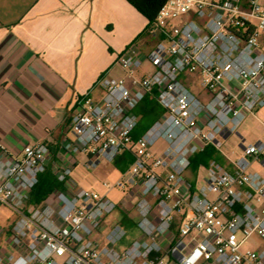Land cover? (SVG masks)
Listing matches in <instances>:
<instances>
[{"label":"built area","instance_id":"1","mask_svg":"<svg viewBox=\"0 0 264 264\" xmlns=\"http://www.w3.org/2000/svg\"><path fill=\"white\" fill-rule=\"evenodd\" d=\"M144 33L151 48L125 47L117 57L123 76H99L101 103L78 98L72 137L61 143L70 156L85 154L86 169L130 151L128 168L102 182L122 199L78 185L46 142L14 153L0 141V207L13 215L0 227V264H264V138L246 142L239 130L264 107V0H166ZM145 60L152 72L136 74ZM194 80L206 98L192 90ZM146 96L163 112L133 138ZM226 133L241 152H220L226 163L209 160L191 181L190 157L207 145L220 149ZM159 140L164 146L153 150ZM48 166L62 188L29 205ZM117 209L134 210L139 230L120 248L127 230L118 223L103 241L94 238ZM251 235L262 243L242 249Z\"/></svg>","mask_w":264,"mask_h":264},{"label":"crops","instance_id":"2","mask_svg":"<svg viewBox=\"0 0 264 264\" xmlns=\"http://www.w3.org/2000/svg\"><path fill=\"white\" fill-rule=\"evenodd\" d=\"M147 22L127 0H0V141L14 153L27 143L46 142L52 161L76 165L61 143L72 137L77 100L87 94L92 102H102L97 79L106 71L123 76L117 57L128 44L136 41L143 53L151 48L154 40L144 35ZM152 70L150 65L141 73ZM195 92L206 98L200 89ZM257 117L248 116L239 127L246 142L264 138V107ZM216 151L241 152L239 138L224 134ZM201 167L196 173L188 170L187 177L195 182ZM122 216L130 226L121 223ZM136 220L134 210L117 209L94 238L103 241L118 223L127 230L117 245L123 247L139 236ZM5 225L0 219V227Z\"/></svg>","mask_w":264,"mask_h":264},{"label":"trees","instance_id":"3","mask_svg":"<svg viewBox=\"0 0 264 264\" xmlns=\"http://www.w3.org/2000/svg\"><path fill=\"white\" fill-rule=\"evenodd\" d=\"M133 5L141 14H143L148 22H151L157 10L166 0H127ZM135 112L140 116L136 128L133 131V138L140 136L143 131L163 112V109L156 102L152 96H146L136 107ZM53 153V152H51ZM215 159L221 163H224V157L220 152H217L212 145H207L203 150L193 154L190 157L189 169L196 173L200 166H205L209 160ZM133 160V156L130 151H124L117 155L113 160V165L116 166L121 172L126 170ZM62 188V183L57 181L50 166H48L44 172L39 175L38 182L31 189L28 204L37 206L41 204L46 197L55 189ZM123 214V213H122ZM123 222L128 226L131 225V221H128L127 217H121V223Z\"/></svg>","mask_w":264,"mask_h":264},{"label":"rangeland","instance_id":"4","mask_svg":"<svg viewBox=\"0 0 264 264\" xmlns=\"http://www.w3.org/2000/svg\"><path fill=\"white\" fill-rule=\"evenodd\" d=\"M148 22L146 23L147 26ZM150 64L147 60L143 62L142 69L149 68ZM142 69H139L136 74L141 75ZM190 87L193 91L198 90L200 87L198 85L197 81H189L188 82ZM164 146V142L162 140H159L156 142V144L153 146V150L158 151ZM231 157L236 158V156L239 154V152H227ZM77 159V164L72 166V173L71 178L80 186L94 189L98 191L101 194H107L108 197H110L112 200L118 202L119 199H122L123 191L119 189H111L107 190L103 185L102 182L104 180H114L118 176V171H120L116 166L113 165L112 161L102 160L100 164L92 169H86L83 166V163L86 159L85 154L78 153L75 155ZM202 168V169H201ZM201 171L203 170V166L201 167ZM257 168V167H255ZM199 171V170H198ZM121 172V171H120ZM0 219H6V227L8 226L9 222L13 219V215L5 207H0ZM4 226V227H5ZM260 243H262V240L257 235H251L249 236L245 242L242 244V249H248L257 247Z\"/></svg>","mask_w":264,"mask_h":264}]
</instances>
